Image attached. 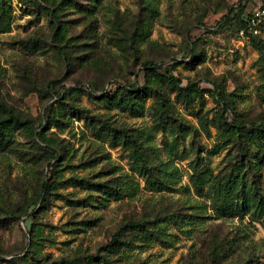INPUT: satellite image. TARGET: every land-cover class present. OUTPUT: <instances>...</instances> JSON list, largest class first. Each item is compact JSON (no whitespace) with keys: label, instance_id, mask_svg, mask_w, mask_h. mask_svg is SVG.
<instances>
[{"label":"rangeland","instance_id":"374dc122","mask_svg":"<svg viewBox=\"0 0 264 264\" xmlns=\"http://www.w3.org/2000/svg\"><path fill=\"white\" fill-rule=\"evenodd\" d=\"M238 4L264 0H0V104L25 124L0 143V264H264V20L240 39ZM132 86L133 109L99 100Z\"/></svg>","mask_w":264,"mask_h":264},{"label":"trees","instance_id":"16d2710c","mask_svg":"<svg viewBox=\"0 0 264 264\" xmlns=\"http://www.w3.org/2000/svg\"><path fill=\"white\" fill-rule=\"evenodd\" d=\"M6 2L8 0H5ZM23 1H27L31 4H33V6H38L39 8H41L40 5V0H23ZM94 2V1H93ZM261 9L264 10V5L261 6ZM47 10V9H45ZM231 12H238L237 16L233 17V19L237 20L239 27H238V36H239V32L244 31L245 33V38L242 40H251V42L259 39L260 35L258 34H253L251 32H249L248 27H247V19H249L252 15H248L246 16L245 19L242 18V14L244 13V7L241 4H238L236 8H232ZM47 15H49L52 19H54V15H55V9H48L47 10ZM264 20V17L261 19V21ZM1 25H3L1 23ZM9 29V25L6 23V27L4 26H0V30H7ZM257 31H259L260 29V24L257 26ZM58 34V32L56 33V35ZM262 45V46H260ZM257 47L261 53V57H262V61H263V70H264V44H262V42H258ZM156 69L155 67H153V64L150 63H144L143 64V70L145 71V75L149 74V73H153L156 77H161V75H159L158 73H156ZM147 88L146 87H130V88H125L121 89L118 88L115 90V92L112 94L111 92L107 91V92H102L101 95L99 96V100L101 101H111V100H118L120 105H125L130 107V109H133L134 106L136 105L137 102L143 101V99L146 97L147 94ZM125 95V96H124ZM223 93H220L219 96H223ZM61 95L56 94L54 96V98L58 101L60 99ZM222 100L224 101V99L222 98ZM0 109L8 115V119L0 122V143L4 140L5 138V133L4 131L7 130L9 128V126L11 124H15L16 126L22 127L25 124L21 122V120H19V118L17 116H15L11 111L5 109L1 104H0ZM50 111V110H49ZM47 124L50 123L49 120V116H46L45 120H44ZM43 121V122H44ZM50 125V124H49ZM226 125V124H225ZM224 126V125H223ZM229 128H231L233 131L232 134H236L237 136H241L243 134V130L244 128L240 127V126H228ZM228 128H226L227 130ZM263 135L264 131H257L256 135ZM32 137L37 140L38 142H40L41 144H45V147L50 148L51 146L49 144H47V142L45 141L43 134L41 132H37V131H32L31 133ZM131 144H133V142H129ZM194 184L197 186L198 184V179H195ZM227 186L225 187V189L223 191L226 192V194L229 195V198L231 199L233 197V191H234V185L232 182H229L228 184H226ZM200 189V188H199ZM46 190V186H43V191ZM232 192V193H230ZM43 204L46 202V199L43 198ZM38 203L35 202L34 205L36 206ZM264 202L261 198V196H259V194L255 193V197L251 200V206L256 209V210H264V206H263ZM245 205V203L243 204V202H241V208H243ZM233 207V206H232ZM234 209H238V205L235 206ZM244 209V208H243ZM164 219H156L154 222H137V223H132L131 225H128V227L131 229V231L137 233L138 235L143 236L144 238L147 237H152L153 236V232L149 230V225H156L157 223L162 222ZM166 220V219H165ZM170 220V219H169ZM30 235H32L31 233H29ZM120 244V241L118 239V234L113 238V241L108 245L109 248L106 249V252L108 254L112 253L113 249L116 248V246H118ZM32 245V242H31ZM93 260L90 258H86L85 261L81 262L80 264H93ZM101 264H112L109 259H102L100 260ZM69 264H75V263H69Z\"/></svg>","mask_w":264,"mask_h":264},{"label":"built area","instance_id":"2783aa9c","mask_svg":"<svg viewBox=\"0 0 264 264\" xmlns=\"http://www.w3.org/2000/svg\"><path fill=\"white\" fill-rule=\"evenodd\" d=\"M264 17V10L261 8L256 11L252 16L247 19V27L249 32L253 34H258L259 31H257V26L261 23V19ZM239 37L244 39L245 38V33L244 31L239 32Z\"/></svg>","mask_w":264,"mask_h":264}]
</instances>
